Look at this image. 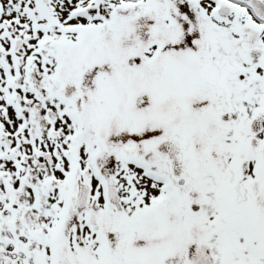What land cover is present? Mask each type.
<instances>
[{"label": "snow or ice", "instance_id": "obj_1", "mask_svg": "<svg viewBox=\"0 0 264 264\" xmlns=\"http://www.w3.org/2000/svg\"><path fill=\"white\" fill-rule=\"evenodd\" d=\"M0 264H264V0H0Z\"/></svg>", "mask_w": 264, "mask_h": 264}]
</instances>
